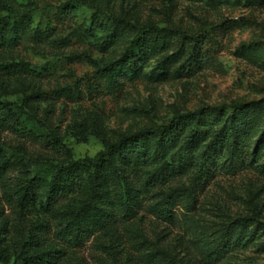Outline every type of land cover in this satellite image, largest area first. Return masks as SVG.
Wrapping results in <instances>:
<instances>
[{
  "label": "rangeland",
  "instance_id": "1",
  "mask_svg": "<svg viewBox=\"0 0 264 264\" xmlns=\"http://www.w3.org/2000/svg\"><path fill=\"white\" fill-rule=\"evenodd\" d=\"M69 2L77 7L66 14ZM8 7L19 20L0 45V99L25 114L7 111L0 124V264H264V175L246 166L247 154L242 165L226 146L206 186L196 167L168 166L190 150L184 140L166 146L170 160L157 166L115 157L96 197L93 169L56 168L97 160L106 142L175 116L233 103L247 105L238 120L256 125L252 149L264 130V0H0V16ZM146 25L139 58L103 75ZM16 123L29 133L17 134ZM52 132L61 153L49 146ZM165 203L172 214L163 219ZM243 219L256 224L243 229ZM237 236L245 238L233 247ZM219 243L228 251L208 259Z\"/></svg>",
  "mask_w": 264,
  "mask_h": 264
},
{
  "label": "trees",
  "instance_id": "2",
  "mask_svg": "<svg viewBox=\"0 0 264 264\" xmlns=\"http://www.w3.org/2000/svg\"><path fill=\"white\" fill-rule=\"evenodd\" d=\"M76 7L77 6L72 2H69L64 5L63 10L66 14H71V12L75 11ZM8 8V14L0 16V45H2L4 41V34L12 31L13 22L19 20V16L15 15L12 8ZM137 29L138 39L128 47L121 61H115L103 67V75L116 73L121 70L126 63L139 58L137 44L143 37L151 32L153 27L146 25ZM176 33L182 34L180 31H176ZM124 73L126 76H130L129 71L124 70ZM246 109L247 105L233 103L229 106L216 108L205 107L193 113L178 115L167 125H161L155 128L144 129L133 134L124 135L115 143L106 142V151L97 160L91 158H85L78 161L72 160L71 162L61 163L56 168L61 172L74 166H83L86 169H93L95 173L93 175V183L90 187V196L96 197L99 193L102 179V176L100 175L101 171L105 167V164L114 160L115 157H118L124 166L131 164L157 166L161 163H168L170 160V151L165 148L166 146L174 145L178 141L180 142L181 140H184L190 150L187 151L188 153L185 157L174 160L175 162L172 161L170 165H168L173 173L179 169L183 172L188 170L189 167H196V181H205L203 184L206 186L207 181L211 178L210 176L214 174L212 167L218 161L217 155L221 154V151L226 146H229V149H233L232 156L234 157L235 154H238L237 156L241 159L242 165L246 162L243 158L247 154L251 159L246 166L257 170L259 174L264 175V130L255 146L251 149L247 136L256 128V125L255 123L249 124L248 122H241L237 119L238 115L243 114ZM11 110H14L15 113L18 112L25 114V110L22 106L0 99V124L3 114ZM228 111L232 113V116L229 119H225ZM38 125L43 126L39 121ZM14 131L21 136H26L24 134L29 133L24 125L17 123L14 126ZM50 136H52V141H50L49 146L52 151L56 153L63 152L65 147L62 145L60 138L54 132L50 133ZM154 138H158V144L156 148L151 150L150 143ZM231 142H234V145ZM201 145H203V147H200ZM0 151H2L1 148ZM22 158L27 159L26 157ZM161 178V175H157L156 177L152 176V178L145 182L146 188H153L158 184V181H160ZM49 194L50 192H48L47 195ZM175 195L177 194L174 192L171 194V197L174 199ZM54 198H56V196L53 195V197H51L50 195L48 201L51 202ZM157 213L164 219L170 217L172 211L168 203H165L158 208ZM253 222L254 221L248 219H243L239 223H242V228L247 230L250 226L256 224ZM232 226L230 228H232ZM259 228L260 227L257 225L254 231H249L248 239L253 241ZM240 236L235 237L233 247L242 244L241 242L245 237L243 238ZM227 251V247L222 245V243H219L218 249L211 252L207 258L217 259ZM0 256L3 257L1 252ZM32 263H34L32 258L21 259V257L18 262V264Z\"/></svg>",
  "mask_w": 264,
  "mask_h": 264
}]
</instances>
